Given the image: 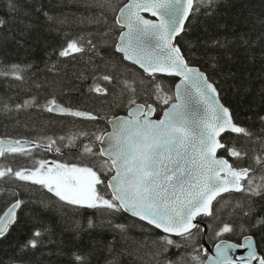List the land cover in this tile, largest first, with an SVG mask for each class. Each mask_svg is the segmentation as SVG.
<instances>
[{"label":"snow or ice","instance_id":"obj_1","mask_svg":"<svg viewBox=\"0 0 264 264\" xmlns=\"http://www.w3.org/2000/svg\"><path fill=\"white\" fill-rule=\"evenodd\" d=\"M215 2L131 0L115 9L118 14L114 23L120 32L113 44L114 52L119 54L121 63L138 66L144 77L137 82L118 79L115 71H103L93 75L89 91L108 97L113 94L114 87H119L121 96L126 98L127 115L108 120L112 126L108 133L80 132L68 138H47V143L0 140V180L11 178L30 182L66 208L93 209L113 218L126 213L136 218L142 225L158 231L155 243L159 254L176 250L175 259H166V264H201L198 252L207 249L196 241L198 236L207 235L212 220L217 221L213 233L217 241L214 264H264V251L258 248L251 234V228H264V216H255L252 207L238 203L239 215L255 216V220L251 224L234 225L220 222L216 212V206L226 199L225 193H243L246 197L264 195V174L257 176V169L264 173V155L251 157L256 167H234L236 161L249 158V153L222 140L226 138L224 134L229 133L260 141L264 147V115L259 116L262 135H254L248 128L235 123L229 108L219 102L217 88L205 73L190 64L175 42L176 37L186 31V22L202 8L206 9V14H211ZM9 4L15 11L16 0H9ZM98 6L103 9L105 0ZM142 12L158 19H147ZM6 24L7 20L0 17V28ZM102 34L107 35V32ZM213 44L224 47L219 41ZM97 49L92 38L77 37L67 40L57 55L66 58ZM24 70L19 64L7 68L0 66V76L22 81ZM158 75L179 78L173 95L168 94L157 79ZM144 78L148 84L141 93ZM142 96L144 99L139 102ZM161 104L168 106L163 117L153 119ZM29 107L90 121L101 118L91 112L65 108L55 97L43 104L31 97L16 105L17 110ZM85 139L87 142H83ZM94 142L103 147L97 148ZM31 147L56 153H61L62 147L75 148L97 163L93 167L37 161L28 150ZM17 155L32 158V167L3 166L4 159ZM23 203L15 199L0 212V238L17 222V211ZM87 226L92 228L95 222L89 219ZM111 227L127 231L126 224L116 223ZM43 234L36 230L26 246L37 247L38 238ZM238 250H245L238 259L229 255ZM75 260L79 264L85 262L79 255Z\"/></svg>","mask_w":264,"mask_h":264},{"label":"trees","instance_id":"obj_2","mask_svg":"<svg viewBox=\"0 0 264 264\" xmlns=\"http://www.w3.org/2000/svg\"><path fill=\"white\" fill-rule=\"evenodd\" d=\"M100 2L16 0L13 11L9 0H0V17L7 20L5 27L0 28V66L19 64L25 69L22 81L0 76V138L47 143V138H68L80 132L106 133L110 130L108 120L127 114L126 98L121 96L119 87H114L108 97L89 91L93 75L103 71H115L118 79L137 82L144 77L137 66L121 63L113 48L120 32L114 23L117 15L114 10L128 0H105L103 9L98 6ZM77 37L92 38L98 49L59 57L57 52L65 42ZM214 41L224 47L214 46ZM178 43L190 64L201 68L215 84L236 123L254 135H262L259 116L264 115V0H216L211 14L202 8L190 18ZM157 79L169 95L175 93L177 77L158 75ZM143 84L141 93L148 84L146 78ZM31 97H36L40 104L55 97L66 108L91 112L101 118L90 121L49 113L39 107L17 110L16 105ZM143 99L142 96L139 102ZM165 107L162 104L157 107V117ZM224 135V143L249 153V158L236 161L233 166L256 167L251 157L264 155L261 142L235 134ZM94 143L99 148L98 142ZM28 150L37 161L58 160L93 167L97 163L75 148L62 147L61 153L35 147ZM33 162L26 156H9L3 160V166L30 168ZM261 174L264 173L257 169V176ZM224 196L226 199L216 206L220 222L251 224L255 216H264L261 211L264 195L246 197L243 193H227ZM15 199L24 203L18 210L17 222L0 238V264H79L75 260L77 255L85 258L84 264H166V259L176 257L175 249L166 255L159 254L155 243L158 231L126 213L113 218L93 209L66 208L30 182L0 180V212ZM238 203L252 207L255 216L239 215ZM89 219L95 222L92 228L87 226ZM109 221L126 224L127 231L115 230ZM216 224V220L209 222L207 235L198 236L197 245H203L205 237L212 245L217 242L213 235ZM36 230L44 233L38 238L37 247L26 246ZM251 234L264 251V228H251ZM198 254L201 264H205V253Z\"/></svg>","mask_w":264,"mask_h":264},{"label":"water","instance_id":"obj_3","mask_svg":"<svg viewBox=\"0 0 264 264\" xmlns=\"http://www.w3.org/2000/svg\"><path fill=\"white\" fill-rule=\"evenodd\" d=\"M129 2H131V0H128V2L127 3H129ZM118 14V13H117ZM141 15H144L145 16V18H147V19H153V20H155V19H158L157 17H152L151 16V14L150 13H141ZM188 22H186V24H187ZM186 26V25H185ZM183 33H181V35H182ZM180 35V36H181ZM180 36H177L176 37V43L179 45V43H178V39H179V37ZM180 46V45H179ZM182 50V49H181ZM183 51V50H182ZM193 66V65H192ZM138 67V66H137ZM194 67H197V66H194ZM199 68V67H198ZM203 73H205L201 68H199ZM205 75H207L206 73H205ZM207 77H208V75H207ZM209 78V77H208ZM179 79V78H178ZM210 80V79H209ZM211 81V80H210ZM212 82V81H211ZM177 83H179V81L177 82ZM213 83V82H212ZM214 84V83H213ZM214 86H215V84H214ZM216 87V86H215ZM217 88V87H216ZM217 92L219 93V91H218V89H217ZM219 102L221 103V104H223L224 106H226L227 108H228V106L223 102V100L221 99V96H220V93H219ZM168 107V106H167ZM166 107V108H167ZM165 108V109H166ZM164 109V110H165ZM229 110H230V108H229ZM231 111V110H230ZM164 112V111H163ZM163 112H162V115L159 117V118H157L156 116H157V109H156V112H155V114L153 115V119H161L162 117H163ZM127 115V114H126ZM126 115H122V116H126ZM233 119H234V117H233ZM234 121H235V119H234ZM235 123H236V121H235ZM110 125V130L109 131H107L106 133H108V132H111L112 131V126H111V124H109ZM0 140H5V141H8V140H11V139H0ZM98 146H99V148L100 147H103V145H101V144H99V142H98ZM106 158V157H105ZM225 194H227V193H225ZM225 194H223V195H225ZM215 203V202H214ZM208 229V228H207ZM207 232H208V230H206ZM253 238H254V240H255V242H256V245L258 246V244H257V240H256V238L253 236ZM205 240H204V246H205V248L207 249V251L206 252H204L205 254H206V256H207V258H206V262H205V264H214V259L216 258V252H215V244L214 245H212V244H210V243H208V241H207V239H206V237L204 238ZM259 248V247H258ZM244 252H245V250H238L237 252H235V253H232V252H229V255H232L233 256V258L234 259H238V257L239 256H241V255H243L244 254Z\"/></svg>","mask_w":264,"mask_h":264},{"label":"bare ground","instance_id":"obj_4","mask_svg":"<svg viewBox=\"0 0 264 264\" xmlns=\"http://www.w3.org/2000/svg\"><path fill=\"white\" fill-rule=\"evenodd\" d=\"M204 240H205V239H203V246H204ZM208 243H209V242H208ZM204 248H205V246H204ZM205 249H206V248H205ZM205 255H206V254H205ZM206 258H207V256H206ZM205 262H206V261H205Z\"/></svg>","mask_w":264,"mask_h":264},{"label":"rangeland","instance_id":"obj_5","mask_svg":"<svg viewBox=\"0 0 264 264\" xmlns=\"http://www.w3.org/2000/svg\"><path fill=\"white\" fill-rule=\"evenodd\" d=\"M50 164L53 162V161H48Z\"/></svg>","mask_w":264,"mask_h":264}]
</instances>
